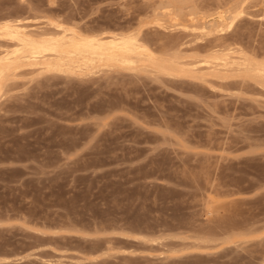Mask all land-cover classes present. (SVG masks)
Listing matches in <instances>:
<instances>
[{
  "label": "rangeland",
  "instance_id": "1",
  "mask_svg": "<svg viewBox=\"0 0 264 264\" xmlns=\"http://www.w3.org/2000/svg\"><path fill=\"white\" fill-rule=\"evenodd\" d=\"M10 20L141 44L0 78V264H264V0H0Z\"/></svg>",
  "mask_w": 264,
  "mask_h": 264
},
{
  "label": "bare ground",
  "instance_id": "2",
  "mask_svg": "<svg viewBox=\"0 0 264 264\" xmlns=\"http://www.w3.org/2000/svg\"><path fill=\"white\" fill-rule=\"evenodd\" d=\"M0 35L13 41V47L10 42H7L11 49H4L6 53H3L4 55L1 57L0 78L8 73L13 64L20 59L41 60L48 58L52 61V58H55L65 62L66 60L69 62L74 59H87L93 62L92 60L114 56L120 60L123 59V61H131L134 55L128 50L131 47L128 43L131 42L133 47L141 44L138 37L119 40L114 36L108 41L104 40L102 36L90 37V35H83L78 31H70L66 28L34 35L22 30L20 25L12 20L0 26ZM4 50L3 52H5ZM127 54L130 55V59Z\"/></svg>",
  "mask_w": 264,
  "mask_h": 264
}]
</instances>
